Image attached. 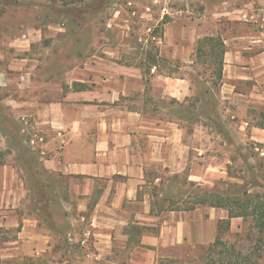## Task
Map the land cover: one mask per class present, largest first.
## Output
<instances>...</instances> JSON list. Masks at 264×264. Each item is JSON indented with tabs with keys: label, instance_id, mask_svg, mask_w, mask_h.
<instances>
[{
	"label": "rangeland",
	"instance_id": "rangeland-1",
	"mask_svg": "<svg viewBox=\"0 0 264 264\" xmlns=\"http://www.w3.org/2000/svg\"><path fill=\"white\" fill-rule=\"evenodd\" d=\"M225 1L235 0H0V264H220L228 251H238L241 264H264V234L252 217L230 220L229 229L221 224L217 238L223 244L214 251L215 241L183 245L155 251L153 261V252L136 246L155 229L136 225L117 231L111 246H97L96 197L80 194L92 183L46 168L50 132L23 106L58 100L60 86L67 92L68 81L87 67L144 64L148 88L143 96L130 94L139 103L134 108L180 120L185 140L204 147L205 135L208 149L201 157L194 151V163L179 174L151 169L143 192L155 210L190 207L202 190L264 199V142L256 140L258 131L255 139L251 133L264 98L235 96L222 82L216 86L217 65L198 52L199 41L227 28L222 13L231 9ZM243 2L254 3L251 12L262 24L264 0ZM150 55L157 68H150ZM12 63L35 68V74L16 71ZM159 75L184 79L190 96L182 102L153 96ZM242 112L247 127L240 123ZM258 134L264 140V131Z\"/></svg>",
	"mask_w": 264,
	"mask_h": 264
},
{
	"label": "crops",
	"instance_id": "crops-1",
	"mask_svg": "<svg viewBox=\"0 0 264 264\" xmlns=\"http://www.w3.org/2000/svg\"><path fill=\"white\" fill-rule=\"evenodd\" d=\"M231 3L223 2L231 9L222 13L228 20L227 28L221 32L226 46L223 90L244 98H264V18L261 24L260 14L251 12L254 3L243 0ZM21 66L14 64V69L35 74V68ZM144 72L142 66L87 67L84 73H75L68 81L67 92L60 86L58 100L29 101L23 106H28L36 114L38 124L50 132L46 148L51 155L45 160L46 168L92 183L91 188H83L80 194L87 199L96 197L93 203L96 245L111 246L117 231L130 225L155 229L153 234H143L136 246L148 254L153 252L155 261V251L160 249L213 243L219 223L228 220V211L196 208L150 213L152 199L143 190L150 184L151 169L162 167L179 174L191 164L192 154L193 159L198 156L194 151H199L201 157L208 149L205 135L201 139L204 147L185 140L180 120L165 119L159 114L148 116L145 109L134 108L138 102L130 94L143 96L148 88ZM151 90L156 98L169 97L178 102L191 93L184 79L160 75L154 77ZM245 114L242 112L239 120L247 127ZM260 130L264 131L252 127L254 139ZM201 131L210 135L205 126ZM258 133L256 140L264 142Z\"/></svg>",
	"mask_w": 264,
	"mask_h": 264
},
{
	"label": "trees",
	"instance_id": "trees-1",
	"mask_svg": "<svg viewBox=\"0 0 264 264\" xmlns=\"http://www.w3.org/2000/svg\"><path fill=\"white\" fill-rule=\"evenodd\" d=\"M99 1H96L98 4ZM198 52L200 53V58L206 57V59L212 65H217V69L215 72L216 78V86L221 83L223 78V66H224V55L226 52V46L224 40L221 36H211L205 37L201 41H199ZM150 60L153 61L151 63V67L156 66V57L150 55ZM141 66L143 68L144 64ZM140 66V67H141ZM173 102H177L174 100ZM184 111V110H183ZM180 115L183 116V113ZM185 116V115H184ZM196 117V115H194ZM255 127L261 128L264 130V113H261V120L256 123ZM197 195V194H196ZM193 204L190 207L185 209H176L173 207H161L159 210H155L157 207L156 203L151 204V214H161L162 212L167 211H193L197 208V206H209L212 208H221L228 211V220H224L219 223L218 225V234L219 232L222 233L223 229L221 224H227L225 229H229L230 227V220L233 218H247L252 217L256 229L259 231L260 234H264V199L260 198L259 195H246L245 198H240L239 196L231 197V195H227L221 193L219 191L209 192L206 190H202L196 197ZM158 208V207H157ZM140 228V227H139ZM139 228H134V230H138ZM133 227L131 228V230ZM263 242V239H260V243ZM222 241L218 237L213 245L210 247L211 251H214L216 247L222 245ZM225 256L223 257L220 264H241L239 258L242 256L238 251H228ZM226 262V263H225Z\"/></svg>",
	"mask_w": 264,
	"mask_h": 264
}]
</instances>
